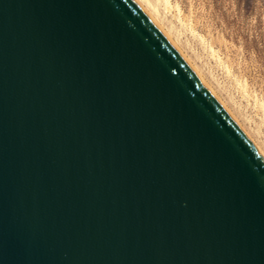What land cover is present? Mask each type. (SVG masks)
Segmentation results:
<instances>
[{
    "label": "water",
    "instance_id": "water-1",
    "mask_svg": "<svg viewBox=\"0 0 264 264\" xmlns=\"http://www.w3.org/2000/svg\"><path fill=\"white\" fill-rule=\"evenodd\" d=\"M0 264H264V161L134 0H0Z\"/></svg>",
    "mask_w": 264,
    "mask_h": 264
},
{
    "label": "rangeland",
    "instance_id": "rangeland-1",
    "mask_svg": "<svg viewBox=\"0 0 264 264\" xmlns=\"http://www.w3.org/2000/svg\"><path fill=\"white\" fill-rule=\"evenodd\" d=\"M135 2L264 161V0Z\"/></svg>",
    "mask_w": 264,
    "mask_h": 264
},
{
    "label": "bare ground",
    "instance_id": "bare-ground-1",
    "mask_svg": "<svg viewBox=\"0 0 264 264\" xmlns=\"http://www.w3.org/2000/svg\"><path fill=\"white\" fill-rule=\"evenodd\" d=\"M135 1V0H134ZM140 6V5H139ZM140 8H141V6H140ZM143 10V9H142ZM146 11V10H145Z\"/></svg>",
    "mask_w": 264,
    "mask_h": 264
}]
</instances>
